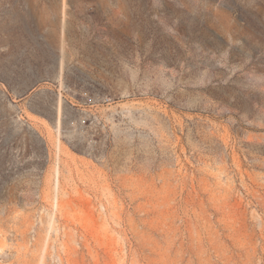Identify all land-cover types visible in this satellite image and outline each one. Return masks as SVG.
<instances>
[{"label": "rangeland", "instance_id": "1", "mask_svg": "<svg viewBox=\"0 0 264 264\" xmlns=\"http://www.w3.org/2000/svg\"><path fill=\"white\" fill-rule=\"evenodd\" d=\"M0 264H264V0H0Z\"/></svg>", "mask_w": 264, "mask_h": 264}, {"label": "bare ground", "instance_id": "2", "mask_svg": "<svg viewBox=\"0 0 264 264\" xmlns=\"http://www.w3.org/2000/svg\"><path fill=\"white\" fill-rule=\"evenodd\" d=\"M61 68L62 69L64 68L63 64H61ZM56 173H57V180H58V184H59V177H60V170H59V168L57 169Z\"/></svg>", "mask_w": 264, "mask_h": 264}]
</instances>
